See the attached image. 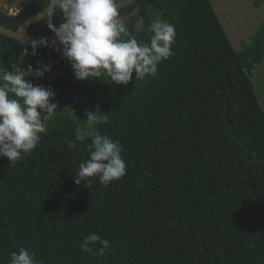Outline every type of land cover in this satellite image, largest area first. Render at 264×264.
Returning a JSON list of instances; mask_svg holds the SVG:
<instances>
[{
  "label": "trees",
  "instance_id": "obj_1",
  "mask_svg": "<svg viewBox=\"0 0 264 264\" xmlns=\"http://www.w3.org/2000/svg\"><path fill=\"white\" fill-rule=\"evenodd\" d=\"M71 1L27 31L65 24ZM50 2L22 0L0 24L16 29ZM115 2L55 43L66 76L27 72L46 48L0 35V264H264V111L251 80L264 39L230 71L264 17L240 50L210 0Z\"/></svg>",
  "mask_w": 264,
  "mask_h": 264
},
{
  "label": "water",
  "instance_id": "obj_2",
  "mask_svg": "<svg viewBox=\"0 0 264 264\" xmlns=\"http://www.w3.org/2000/svg\"><path fill=\"white\" fill-rule=\"evenodd\" d=\"M4 0H0V12L5 14H9L1 9V4ZM14 1V0H11ZM17 1V5L21 2V0ZM99 0H72L69 7L68 13L71 15L70 19L60 27L54 29L51 33L47 34L42 38H38L33 36L27 31V28L34 24L35 22L41 20L45 16L49 14L51 9L56 3V0H51L50 4L40 11L37 14H33L26 18L16 29H10L2 24H0V35L14 38L20 41L23 44H26L31 47L42 48L49 44L56 43L66 37L69 33H71L88 15L90 10L97 4ZM134 0H116V2L112 5V9L121 8L124 6H128L133 3ZM16 5V6H17ZM16 8V7H15ZM138 11V6H135L134 10H132L129 14L120 15L115 22L121 23L128 21L130 15ZM264 39V26L258 33V35L253 39V45L251 48L242 52L235 60L233 66L230 68V71L235 70L239 62H246L250 58L254 57L260 51V43ZM227 74H225L226 76Z\"/></svg>",
  "mask_w": 264,
  "mask_h": 264
},
{
  "label": "rangeland",
  "instance_id": "obj_3",
  "mask_svg": "<svg viewBox=\"0 0 264 264\" xmlns=\"http://www.w3.org/2000/svg\"><path fill=\"white\" fill-rule=\"evenodd\" d=\"M210 1L233 47L236 49L244 50L245 46H248L251 43V38L256 34L258 28L260 29V26L263 21L261 20V22L260 19L257 17H264V7H254L252 0ZM157 13L159 12L153 11V17H157ZM254 26H256L257 29L253 28ZM242 42H245L246 44L242 45ZM109 71L107 72L109 73ZM83 73L86 74L90 79L93 78V75L88 69H84ZM108 73L106 76H108ZM251 80L253 82L255 95L264 111V57L261 63L257 64L256 68L253 70ZM70 113L75 114V111L70 108ZM85 124L87 125V122H85L84 125ZM78 134L79 137H85L89 134V132H87V128H80Z\"/></svg>",
  "mask_w": 264,
  "mask_h": 264
},
{
  "label": "built area",
  "instance_id": "obj_4",
  "mask_svg": "<svg viewBox=\"0 0 264 264\" xmlns=\"http://www.w3.org/2000/svg\"><path fill=\"white\" fill-rule=\"evenodd\" d=\"M45 55H46L45 67L41 68V67L28 66V69L26 71L34 72L35 75L40 78L49 76L54 79L57 77V75H64L65 74L64 70L66 69V65L61 64L64 58V50L55 45H49L46 49ZM18 71L21 72V69L19 67H18Z\"/></svg>",
  "mask_w": 264,
  "mask_h": 264
},
{
  "label": "clouds",
  "instance_id": "obj_5",
  "mask_svg": "<svg viewBox=\"0 0 264 264\" xmlns=\"http://www.w3.org/2000/svg\"><path fill=\"white\" fill-rule=\"evenodd\" d=\"M22 1V0H21ZM18 6H19V4L16 6V8L11 12V13H9L8 15H14V14H16L17 12H18ZM57 43V42H56ZM49 45H55V43H53V44H49ZM49 45H47V46H45V47H42V48H46L47 49V47L49 46ZM55 46H57V47H59V48H62V47H60V46H58V45H55ZM31 47V46H30ZM35 48H37V47H35ZM46 49H45V52H46ZM63 49V48H62ZM64 50V49H63ZM25 52L24 53H26L27 51H29L28 49H25L24 50ZM72 62H71V60L70 59H68L67 57H66V54H65V51H64V58H63V60H62V62H61V64H65L66 65V69L64 70L65 71V74L63 75V76H66V70H67V68H68V64H71ZM46 66V61H45V65L43 66V67H45ZM43 67H41V68H43ZM17 71H18V67H17ZM19 75H21V72L20 71H18V74H17V76H19ZM46 75H48V74H46ZM73 111H75V109H72ZM83 112H87V109L86 108H84L83 109ZM75 114H76V111H75ZM75 114H72L73 116H75Z\"/></svg>",
  "mask_w": 264,
  "mask_h": 264
},
{
  "label": "bare ground",
  "instance_id": "obj_6",
  "mask_svg": "<svg viewBox=\"0 0 264 264\" xmlns=\"http://www.w3.org/2000/svg\"><path fill=\"white\" fill-rule=\"evenodd\" d=\"M17 5V1L4 0L1 4V9L5 12L11 13Z\"/></svg>",
  "mask_w": 264,
  "mask_h": 264
}]
</instances>
